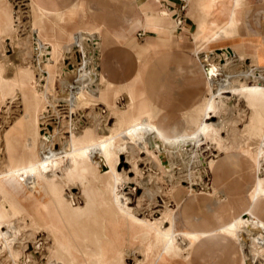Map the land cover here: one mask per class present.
Wrapping results in <instances>:
<instances>
[{
	"label": "rangeland",
	"instance_id": "rangeland-1",
	"mask_svg": "<svg viewBox=\"0 0 264 264\" xmlns=\"http://www.w3.org/2000/svg\"><path fill=\"white\" fill-rule=\"evenodd\" d=\"M0 3L11 11L13 18L12 32L6 30L3 32L0 29V32H3L1 34L0 78L3 84L5 83L7 86L20 81L23 96L25 95L28 100L27 103H24L22 95L17 96L14 93H7L8 95L0 98V173L11 162L10 156L14 153L17 156L20 155L15 160L16 166L20 167L27 164L29 155L33 150L32 141H36L39 148H50L55 155V158L49 164V175L56 174V176L51 178L49 184L53 183L54 191L57 189L58 191L62 190L64 194L66 193V197L77 207L74 210H78L77 216L68 215L67 226L60 224L57 225L59 231L54 229L44 231L41 234H36L37 227L29 219L12 217L7 222L9 227L7 223H4L1 225V230L6 234L7 247L13 249L14 256L9 255L8 249L5 251L0 250V264H47L49 251L53 250L52 253L56 251L57 242L68 248L70 253L59 254L61 259L65 261L73 258L75 261L79 259L77 264H80L81 255L76 252L74 247H70V245L72 246V238L69 236L70 231L77 235L81 234L79 244L81 243V246L87 244L91 251L96 252L97 244H101L107 254H109L110 248L108 245L110 243L118 250L129 246L130 250L126 254L124 264H142L141 260L143 261V258L148 255L150 257L148 256L149 259L145 260L144 264H151L155 256L153 253H157L161 248L159 235L155 230L158 227H154V225L164 218L163 215H165L167 208L175 211V214H179L178 204L183 197L187 194L205 196V193L211 195L209 197L213 199L214 206L222 207V199H220L222 196H219L215 188L212 187L211 169L208 165L210 161H217L221 155L226 154L225 165L227 168H224V172L232 176L234 180L243 181L246 190L250 178L247 176L246 162L237 153L238 151L249 155L254 167L260 169L261 174L264 173L262 126L257 123V119H254V124L251 125L253 127L247 128L252 116L261 113V108L257 103L253 107L245 95L237 91L242 86H253L260 83L261 74L259 70L264 71V59L260 57L258 48L254 47L248 49V53H246L248 56L239 54L220 62L217 53L223 51L224 47L226 50L231 48L230 46L234 44H227L221 48L213 47L211 48L213 51L208 54L212 63L209 65L211 89L207 96L211 97L214 93L216 96L214 104H216L214 105V111L209 113L205 122L215 125L217 133L214 132L212 135L201 138L197 148V152L201 157V164L188 161L190 156L188 149L195 148L197 142H193L192 134L185 132L191 133L196 130L194 125L196 119L194 121L186 119L185 127L178 130L174 135L183 138V140L173 141L172 144L175 146L169 148L171 151H165V148L158 145L160 141L153 134L146 133L150 131L149 129L146 132L137 130L141 133L138 135L132 132L127 133L125 137H120L117 145L122 146V150L118 151L114 157L116 160L115 165H113L115 174L122 179L117 185V195L124 197L126 205L128 204L127 207L132 210L136 220L146 221L153 224V227H147L140 221L130 223L123 216L116 215L114 205L110 202L112 200L110 188L114 181L112 173L107 172L109 167L103 161L102 156L98 154L94 160L90 161L87 170L84 166H81V169L79 166L75 168L73 161L78 155L73 152L77 148L73 134L77 136L84 132L85 128H93L95 136L102 137V133H108L107 129L116 127L119 117L123 114L109 112L107 106L101 102L94 105L93 102L89 101V97H83V94L78 95V97L72 96V92L67 89L72 86L76 87L72 88L74 91H77V89L82 90L81 88L86 89L87 85L85 83L88 81L85 80L84 82L83 79L88 71L90 73L87 76L91 78V82H97V75H99L98 60L93 58V60L86 61L90 56V47L87 46L88 44L86 45L90 38L88 34L90 21L84 13H80L77 15L75 22H70L67 25L69 29L75 27L80 31L84 36L83 40L80 44L74 43L68 47L63 59L58 64V74L52 86L53 93L49 96L52 105L51 107L47 106L44 114L40 112L38 116L40 124L37 132L34 134L28 131V135L23 136V139L19 138L17 142H12L8 137L9 131L14 128L20 119L25 118V122H28L27 118L34 115L32 110L28 109L33 104V91H37L36 88L41 90L44 87L46 83L45 76L48 75L43 67L49 58V54L46 51L40 53L39 50L45 49L46 41L51 42L55 32L50 25L46 24V20L37 14L34 10L36 8H32L29 0H1ZM56 36L59 40L65 41L64 35L58 33ZM241 56H244V58L249 57V59H243ZM75 81L77 84H75ZM223 83H227L231 88L218 93V88ZM31 84H35L36 88ZM100 88L103 89L104 84H100ZM6 89L9 90L8 87ZM113 103L115 109L117 108L118 111L123 110L127 106V95H120ZM194 107L196 106L194 105L192 108ZM157 108L160 111V108ZM159 111L151 115L152 123L156 127L163 124V120L156 121ZM103 127H105V130H102ZM123 130L119 127L115 135L122 133ZM181 130H184V132ZM139 135L141 139L144 138V141L137 139ZM156 144L159 146L158 148ZM169 172L178 176L179 183L172 182V184L167 180ZM143 181H148L146 188L141 186ZM245 181L246 183H244ZM181 190L182 193L175 200L174 197ZM248 205L249 200L242 206L240 211L231 215L236 218L238 216L236 213L244 212L247 210ZM257 213L259 217H264L261 210H258ZM204 222V218L198 215H194L192 220H186V223H196L198 227ZM55 223L59 224L57 218H55ZM129 224H132V226ZM170 225V222L166 221L159 227V230H169ZM243 225L245 226V224ZM244 226L240 225L241 228ZM13 232L14 235H12ZM104 232H106V235ZM232 234L234 232L225 231V236L235 240ZM150 238L152 241H150ZM177 241L179 245L183 246L191 242L189 249H192V246L195 245V241L184 240L181 237ZM183 242L185 243L182 244ZM235 242L237 244L239 241L235 240ZM261 246H264V240H262L261 245L250 239L241 245L246 264H264V248H261ZM185 253L188 256L189 252Z\"/></svg>",
	"mask_w": 264,
	"mask_h": 264
},
{
	"label": "crops",
	"instance_id": "crops-1",
	"mask_svg": "<svg viewBox=\"0 0 264 264\" xmlns=\"http://www.w3.org/2000/svg\"><path fill=\"white\" fill-rule=\"evenodd\" d=\"M29 1L55 32L53 40L46 41L45 49L39 50L49 54L52 71L56 70L68 47L84 37L75 27L69 29L67 25L75 22L80 13L86 15L91 23L88 25L90 38L86 43L90 47V56L86 61L98 60L99 75L95 83L88 78L83 97H89L94 105L104 103L109 112L123 113L116 125L117 129H124L119 133L123 136L132 122L145 120L152 123L149 119H152V113L159 111L157 107L160 111L156 121L163 120L157 127L169 135L184 128L186 119H196V130L185 132L187 134H195L203 124L212 125L205 122L211 112L208 111L211 97L207 96L211 89L209 65L212 62L208 57L213 51L211 48L233 43L230 52L224 47L217 53L226 61L239 54L248 56V49L255 47L264 59V0ZM139 32H142L141 36H138ZM58 33L65 36V41L58 39ZM0 40L2 42L1 34ZM63 48L64 53L60 54L57 50ZM100 84H104L103 89ZM122 94L127 95V106L118 111L113 102ZM194 105L196 107L192 108ZM256 115L260 120L259 113L253 119H257ZM261 132L263 134L262 129ZM237 153L246 162L250 178L248 189L243 181L234 180L224 172L227 157L221 155L216 161L217 166L210 169L212 187L222 196V207L214 206L213 199L206 195L187 194L177 203L180 217L177 229H198L196 223H181L183 218L192 220L194 215L204 218L205 222L201 223L204 229H216L229 223L233 213L240 211L250 200L247 210L236 213L239 219L242 215H248V219L240 220L237 228L227 231L234 232L232 237L239 242L236 244L221 233L204 236L189 249L188 256L174 258L172 264H246L241 245L249 239L261 245L264 240V217L257 215L258 210L264 214V175L259 176L261 170L254 167L249 155ZM181 193L182 190L175 200ZM250 205H253V213Z\"/></svg>",
	"mask_w": 264,
	"mask_h": 264
},
{
	"label": "bare ground",
	"instance_id": "bare-ground-1",
	"mask_svg": "<svg viewBox=\"0 0 264 264\" xmlns=\"http://www.w3.org/2000/svg\"><path fill=\"white\" fill-rule=\"evenodd\" d=\"M0 2H1V0H0ZM0 29H1V31L3 30V32L5 30L7 32L13 31L12 13L8 9H6V7H4L1 3H0ZM2 33L0 32V34H2ZM0 42H1V40H0ZM80 42L78 44H80ZM83 43L85 44V42H83ZM57 51L60 52V54L61 53L63 54L64 48L58 49ZM59 56H61V55H59ZM218 57L220 60L224 59L223 55H219ZM60 59H62V58H60ZM50 62L51 61L49 59H47L46 63L44 64V67H43L48 72V75L45 76L46 83L44 84V87L41 90H39L36 88L35 84L34 85L31 84L36 88L35 90H37V91H33V93H34V100L32 101L33 104L30 107H28V109H31L32 112L34 113V115H33V117L31 116L32 119H31V117L27 118L29 120L28 122H25V118L20 119L16 123L14 128L9 131L8 137L10 140H12V142H17L19 138L23 139L22 138L23 136L28 135V131L30 133L33 132L35 134L37 132V130L39 129L40 119L38 118V116H39L40 112L42 114H44L47 106L49 105L51 107V105H52L50 103L49 96H50V94L53 93L52 92V90H53L52 86H53L55 77L58 74V70H57L58 67L56 68V70L52 71L50 66H49ZM57 63H58V61H57ZM0 70H1V68H0ZM259 72L261 74L260 83L255 84L253 86H242L237 91L243 93L245 95L246 99L253 105V107L257 103V105L261 108V113H259L261 119L259 120L258 119L259 117H257V115H256V117L259 120V121H257V123L260 126H262L261 129L263 130L264 129V83H263L264 73H262L261 70ZM88 73H90V72L88 71ZM88 73H87V75H88ZM0 74H1V72H0ZM87 75L83 79L84 82H85V80L87 81L89 78ZM50 78H52V79H50ZM29 80H31V79H29ZM20 85H21L20 81H16L15 84L7 86V85H5V83L3 84V82L1 81V78H0V98L5 96V95H8L10 93H14L17 96L22 95L23 102L27 103L28 100L26 99L25 95L23 96V91L21 90ZM7 87L9 90L6 89ZM74 87L75 86H72V87H69L67 89L70 90L72 92V96H75V97H78V95L83 94L84 91L86 90L85 88H81L82 90L77 89V91H74L73 90ZM228 88H231V87L227 83H223L218 88V93H220L222 90H225ZM25 91H27V90H25ZM215 97L216 96L213 93L211 98H209L210 100L208 103V111H213L215 109V107H214V105L216 104V103L214 104ZM28 98H30V97H28ZM30 115H28V116H30ZM147 118H148V116H147ZM149 120H151V118ZM252 124H254L253 116L250 119L247 128H249ZM117 127H115L114 129L113 128H109V129L106 128L108 133L107 134H105V132L102 133L103 134V135L101 134L102 137H99V138L95 136V134H94L95 132H94L93 128H85L84 132L80 133L77 136H76V134H73V136H75L73 139L76 140L75 142L77 143L76 144L77 148H75L73 150V152L78 154L77 157L73 159V161H74V167L75 168H76V166L77 167L79 166V168L81 166H84L85 169L87 170V167H88L90 161L94 160V158H96V156L98 154L102 156L103 161L109 167L107 172L112 173V179L114 181L113 185L110 188V192L112 195V200L110 202L112 205H114L115 214L118 216H120V215L123 216L126 220L130 221V223H131L133 221L135 222V221H140V220L139 219L136 220L135 216L133 215L132 210H130L127 207L128 204L126 205V203H125L126 201H125L124 197L117 195V185L119 184V182L122 181V179L119 178L115 174L114 169H113V167H114L113 165H115L114 162L116 160L114 157L117 155L118 151L122 150V146L117 145V141L120 137L121 138L125 137L119 133L115 135V132L118 131ZM121 127H122V125H121ZM252 127L253 126H251V128ZM148 129L150 131L146 132ZM102 130H105V127H103ZM137 130L144 131L147 134H153V136H155L160 141V144H158V145L162 146V148H165V151L166 150L171 151V149H169V148L175 146L172 144L173 141L183 140V138L174 136V135H176L178 130H175L174 132L172 131L173 133L171 135H169V134H167V132L166 133L161 132L162 130L160 131V128L154 126L153 123H151V121L149 122V121L141 120V121L132 122L128 131L126 132V134L127 133L129 134L132 132L134 134H137V135L141 134ZM216 131H217V128L215 125L203 124L201 127L198 128V130L195 134L191 135L193 138V142H197V145L195 146V148H192V149L187 148L189 150V153H190L189 154L190 155L189 160L187 159L188 161H190L191 163H200L201 164V157H200V154L197 152V148H198V145L200 143V140L202 137H207L209 135H212ZM144 132H142V133L144 134ZM134 134H132V135H134ZM263 136H264V133H263ZM127 138H125V139H127ZM137 139L144 141V138L141 139L140 135H139V137H137ZM158 145L156 146L157 148L159 147ZM8 146L10 148L9 144H8ZM32 146H33L32 147L33 150H32L31 155H29L30 157H29V161L27 162V164L20 166V167L16 166L15 160L20 155L17 156L14 153L13 155L10 156L11 162H9L6 169L0 173V250L5 251L8 249L6 234L2 232V230H1L2 226L1 225L9 222L12 219V217H25V218L29 219L32 222V224H34L37 227L36 234H41V233H44V231L46 232V231L54 230V229L59 231L57 225L62 224V225L67 226L68 215L75 217V216H77L76 213L78 214V210L77 211L74 210L75 208L77 209V207L66 197V193L64 194L62 190L58 191L57 189H56V191H54L55 187H52L53 183L49 184V181L51 180V178L56 176V174L49 175V172H50L49 171V164L51 163L53 158H55L54 152H52L50 150V148H46V149L39 148L36 141H32ZM173 155H175V154H173ZM7 157H9V156H7ZM186 157L188 158V156H186ZM180 158H181V156H180ZM183 158H185V157H183ZM7 159H9V158H7ZM180 160H182V159H180ZM216 163H217L216 161L212 160L208 163V165L211 169H214L215 166H217ZM171 169H172V167H171ZM261 175H264V173ZM167 176H168L167 180L169 182L179 183V178H177L178 176H175L173 173L169 172V174ZM141 186L146 188V186H148V181H143ZM205 195L207 197L211 196L210 194H206V193H205ZM252 195H253V193H252ZM253 209L254 208L252 205L251 211H250L251 213H253V211H254ZM175 213H176L175 211L167 208L165 213H164L165 215H163L164 218L161 219L159 222H157L154 225V227L155 226L158 227V228H156V229L154 228V229L157 231V233L159 235V241L161 243V248L159 249V251L157 253H153L155 256L153 257L154 260L151 264H172V261L174 258H179L182 256L186 257L187 254L185 252H189V246L191 245V242H190V244L189 243L187 245L185 244V246L179 245V243L177 241L179 237H181L184 240H188V241L190 240L192 242H194V241L196 242L198 239H200L204 236H208V235L211 236L212 234H217V233L220 234L221 233L223 236H225V231H228L229 229L234 230L235 228H237L238 223L241 222L240 220L248 219L247 218L248 215H246V216L242 215V217L240 219H239V217H236V218L232 217V220L229 223H227L223 226L220 225L216 228V229H219V231H215L216 229H212V230L204 229L203 227H201V225H200V227H197L198 229H194L191 231H188V230L179 231L177 229V226L179 225V222H180L179 221V214H175ZM55 218L58 219L59 224L55 223ZM183 219L184 220L182 222L186 223L187 219L186 218H183ZM166 221L170 222V224H171L169 230L163 231V229H162L160 231L159 227L162 226L163 223H165ZM255 221H257V219ZM140 222L142 224L146 225L147 227H151V228L153 227V224L147 223L146 221L141 220ZM125 223H126V221L124 222V224ZM7 225H8V223H7ZM129 225L132 226V224H129ZM8 227H9V225H8ZM247 227H249V225H247ZM12 229L14 230L15 227ZM69 229H70V227H69ZM144 229H146V228H144ZM14 232L12 235L15 234ZM140 233H142V232H140ZM140 233H139V235H140ZM104 234L106 235V232H104ZM80 235L81 234L77 235L76 233L71 232V231L69 232V236L72 238V241H71L72 246L70 245V247H74L76 252L78 254H80L82 257L80 264H124L123 262H124V259L126 258V254H128V251L130 250L129 246H125L124 248H122V249L120 248L118 250L117 248L115 249V246H113L110 243L108 245L110 248V250L108 252L109 254H107L106 251L104 250L103 246L101 244H97L96 245L97 250L95 252V251L89 250V246H87V244L84 246H81L80 245L81 243L79 244L78 241L81 238ZM256 235H258V234H256ZM237 236L238 235H236V237ZM153 238H156V237H153ZM254 238H255V236H254ZM143 239H145V238H143ZM129 241H130V239H129ZM150 241H152V239ZM142 242H145V241H142ZM52 251L53 250L49 251L47 264H66V263L67 264H77L79 261V259H77L78 261L77 260L75 261L74 258L70 259L68 261L61 259L60 258L61 255H59V254H61V253L62 254H70V253H69V249L66 248L64 245H62L60 242H57L56 251L54 253H52ZM71 251H73V250H71ZM8 252H9V255L11 257L14 256L13 249L12 250H11V248L8 249ZM72 255H70V256H72ZM148 256H145L143 258V261L141 260L142 264L145 263V260L149 259L150 256L149 257ZM243 257H244V255H243Z\"/></svg>",
	"mask_w": 264,
	"mask_h": 264
},
{
	"label": "built area",
	"instance_id": "built-area-1",
	"mask_svg": "<svg viewBox=\"0 0 264 264\" xmlns=\"http://www.w3.org/2000/svg\"><path fill=\"white\" fill-rule=\"evenodd\" d=\"M180 22H181V19L178 18V19H177V23L180 24ZM141 35H142V32H139V33H138V36H141Z\"/></svg>",
	"mask_w": 264,
	"mask_h": 264
},
{
	"label": "water",
	"instance_id": "water-1",
	"mask_svg": "<svg viewBox=\"0 0 264 264\" xmlns=\"http://www.w3.org/2000/svg\"><path fill=\"white\" fill-rule=\"evenodd\" d=\"M227 51L230 52L231 51L230 48H228Z\"/></svg>",
	"mask_w": 264,
	"mask_h": 264
}]
</instances>
